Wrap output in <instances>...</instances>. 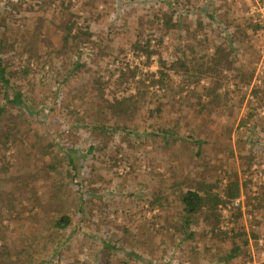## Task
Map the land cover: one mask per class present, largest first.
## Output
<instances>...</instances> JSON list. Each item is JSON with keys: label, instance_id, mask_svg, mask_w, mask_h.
I'll return each mask as SVG.
<instances>
[{"label": "rangeland", "instance_id": "rangeland-1", "mask_svg": "<svg viewBox=\"0 0 264 264\" xmlns=\"http://www.w3.org/2000/svg\"><path fill=\"white\" fill-rule=\"evenodd\" d=\"M163 1L0 0L1 31L13 44L1 55L25 101L17 107L0 95V251L10 253L0 264H264V0L191 4V28L199 17L203 28L172 31L159 44L147 23L168 11ZM89 10L95 20L86 21ZM66 22L94 33L80 44L86 67L71 75L78 52H57ZM224 36L233 43H222L227 58L215 63ZM160 55L174 63L163 87L149 84ZM99 80L108 81L102 95ZM209 87L217 98L205 95ZM130 95L138 108L119 111L114 103ZM153 123L183 139L167 145L147 135ZM72 152L79 176L66 178L59 162ZM233 170L239 204L220 205V217L203 209L188 239L178 194L206 185L221 193ZM63 214L71 224L57 231ZM233 223L247 244L225 262L232 244L215 231L230 233Z\"/></svg>", "mask_w": 264, "mask_h": 264}, {"label": "trees", "instance_id": "trees-1", "mask_svg": "<svg viewBox=\"0 0 264 264\" xmlns=\"http://www.w3.org/2000/svg\"><path fill=\"white\" fill-rule=\"evenodd\" d=\"M203 0H164V4L167 6L168 11H161L160 15H154V18H150L147 23V28H152L153 26L155 27L154 33L156 37V41L159 44H164V36L169 34L172 31H178L179 34L183 32H188V33H193L197 31L200 28H203V19L202 17L197 18L194 21L195 28L192 29V21L187 18V12L188 9H190L192 6L191 4H196L199 2H202ZM117 7H121L122 4H124L123 0H116ZM194 6V5H193ZM90 9V8H89ZM184 10L186 13H184ZM63 14H68L70 18L72 17V14L68 13V11H65ZM89 19L95 20V17L93 16V12L89 10V17L86 19L88 21ZM72 22L73 19L71 20ZM74 24V23H72ZM71 23L69 24L66 22V24L60 28L61 29V39L63 44L58 48L57 52L60 53H66L68 55L73 54L74 52H78L76 55V60L72 64H70L68 73L69 75L79 72L82 70V68L86 67V63L83 60V55L82 53L84 52L83 49H81L80 44H85L93 35V31L89 29V27L86 25L84 28H76L74 29L73 25ZM2 26L6 27L5 24L0 23V95H2V99L5 100V103L12 104L13 106H24L25 101H24V95L22 94L21 91L16 90L13 85L10 83V77L12 73L9 72L8 67L4 64L3 62V57H2V52L5 50L8 52L10 48H13L12 43L5 42V36L4 33H2ZM49 30V28H47ZM4 36V37H3ZM219 42L217 43V47L215 48V53L212 55V58L214 59V62H223L226 60V55L225 53V48L222 45V43H233V39L231 36H224V37H219ZM100 44V43H99ZM107 49L106 46H102ZM146 52L149 51L148 49L149 45L146 46ZM133 49H140L139 46L133 44ZM150 54V53H149ZM216 56V57H215ZM150 57V55H148ZM158 61L160 66L162 67L161 69L158 70V75L155 77L153 74L150 76L149 79V84L150 85H155L158 87H163L167 78V72H166V60L163 59L162 55L158 57ZM174 66V63L169 65L167 68L170 69L171 67ZM112 75L109 77V80L112 78ZM131 76L134 79L136 74L135 71L131 72ZM124 74L121 73V76L119 77L120 81L124 80ZM68 76L64 77L65 82L67 81ZM142 84L145 85L144 82H146V78H141L139 80ZM108 82V81H107ZM104 80H99L97 82L100 85L99 88V94L102 95L103 91H100L103 86L107 83ZM103 85V86H102ZM216 88L215 87H209L206 88L205 90V95L210 97H218V93L215 92ZM136 96H129V97H124L121 98L120 101L117 100L116 97H114L115 101H118L117 108L119 111H131L132 109L138 108L136 105L137 100H133L132 102L129 100L135 98ZM201 96H199L200 98ZM104 102H108L107 99H104ZM4 105L0 106V115L4 112ZM101 107V106H100ZM202 108H205V105H201ZM102 110H100L99 113ZM162 111L161 105L155 109V113L159 114ZM80 119V118H79ZM81 122H83V118L80 119ZM84 123H81L83 125ZM93 128L100 130L102 132L104 129H109V127L103 125L102 128L98 127L97 125L93 124ZM150 128H152L153 131H145L147 132L146 134H155L163 137L164 142L168 145L170 140H173V142L178 143L180 142L183 138L175 132V130L170 129L169 127L163 126V125H158V124H151ZM111 129V128H110ZM112 130V129H111ZM151 130V129H150ZM113 131V130H112ZM196 143V141H194ZM197 144H199V141H197ZM75 153H66V158L63 156L62 160L59 162L60 167H63L64 162H66V178H74L79 176V169L77 168V165L75 164ZM52 169L56 168L54 165L51 166ZM207 189L204 191H200L198 188L195 187H189L187 189H184L180 191L178 194V199L180 202L181 206V213H179V232H183L184 234L187 235L188 239H193L194 238V230L191 229L192 224L194 223V220L197 215H199L203 209L205 208H212L213 212L218 213V217L221 216L220 208L219 206H226L228 204L233 205L234 200L238 199L241 196V185L236 177V170L231 171V173L227 177V182L224 188L221 190V193H214L211 194L208 191L209 186H207ZM59 196V195H58ZM154 202H158V197L155 198ZM160 205L163 206L162 203ZM220 209V210H219ZM233 214L237 213L240 214V208L233 207ZM218 220V218L216 217ZM216 220V221H217ZM219 221V220H218ZM71 224V218L69 215L63 214L59 218L55 219L53 222L54 228L59 231V230H65L67 229ZM176 232V231H175ZM221 239L225 241H229L230 244H232V248L229 249V252L223 257V260L225 262H229L232 259L236 258L241 249L243 248V245L247 244V238L244 233V228L242 226H239L237 223H233V227L230 229V233L226 231H222L219 227H216L215 231ZM254 236V235H253ZM104 248L103 249H116V245H111L108 242L103 243ZM18 253L21 254L20 251H17ZM110 252V251H108ZM4 253V256L6 259L10 256V253L5 250V251H0V255ZM125 255L130 256L128 252H125ZM139 257V255H138ZM1 264L2 261H1ZM209 264V263H206Z\"/></svg>", "mask_w": 264, "mask_h": 264}, {"label": "built area", "instance_id": "built-area-1", "mask_svg": "<svg viewBox=\"0 0 264 264\" xmlns=\"http://www.w3.org/2000/svg\"><path fill=\"white\" fill-rule=\"evenodd\" d=\"M238 204H239V199H235L233 205H238ZM260 256H261V261L264 262V250L261 252Z\"/></svg>", "mask_w": 264, "mask_h": 264}]
</instances>
